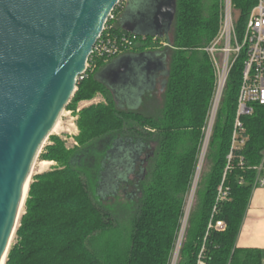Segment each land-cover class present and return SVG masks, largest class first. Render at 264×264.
Instances as JSON below:
<instances>
[{
  "label": "trees",
  "instance_id": "obj_1",
  "mask_svg": "<svg viewBox=\"0 0 264 264\" xmlns=\"http://www.w3.org/2000/svg\"><path fill=\"white\" fill-rule=\"evenodd\" d=\"M257 3L232 0L239 35ZM124 8L116 9L119 19ZM222 14L223 0H177L176 19L167 37L155 41L136 36L134 48L125 54L161 50L169 71L164 90L145 95L138 110L120 108L96 78L116 58L97 61L96 68L78 81L68 108L98 93L107 104L82 111L80 148L68 151L51 136L53 144L40 158L59 168L33 178L6 264H169L214 93L215 75L204 49L218 35ZM114 33L133 37L120 30L119 21ZM242 70L243 59L231 73L221 104L178 264H197L203 247L207 264H263L262 250L239 248L237 240L257 174L254 168L264 162V107L255 106L254 113L242 119L247 141L234 152L227 170ZM119 140L143 145L145 155L137 163L129 190L135 202L127 242L114 236L119 225L114 208L110 209L114 202L103 201L96 192L109 152ZM222 185L228 197L218 204L215 221H224L227 229L213 231L205 240Z\"/></svg>",
  "mask_w": 264,
  "mask_h": 264
},
{
  "label": "water",
  "instance_id": "obj_2",
  "mask_svg": "<svg viewBox=\"0 0 264 264\" xmlns=\"http://www.w3.org/2000/svg\"><path fill=\"white\" fill-rule=\"evenodd\" d=\"M120 1L0 0V264H6L38 157L71 104ZM133 2L131 11L137 10V15L123 24L127 33L169 35L177 0ZM160 72L165 88L169 76L165 58L158 53L129 54L96 78L117 104L134 111L156 88ZM143 152L144 146L132 140L117 141L104 166L102 190L117 189L123 177L134 176ZM144 176L143 170L138 178Z\"/></svg>",
  "mask_w": 264,
  "mask_h": 264
},
{
  "label": "built area",
  "instance_id": "obj_3",
  "mask_svg": "<svg viewBox=\"0 0 264 264\" xmlns=\"http://www.w3.org/2000/svg\"><path fill=\"white\" fill-rule=\"evenodd\" d=\"M127 2L128 0H121L110 14L104 31L97 41L93 54L89 59L92 61L91 65L88 61L87 71L89 69H95L97 61L103 60L105 62H110L117 57L123 56L127 51L134 48L136 36L133 35L131 38L129 35H124L120 37L114 33L116 23L119 21V13H116V9L120 7L124 8ZM157 39L158 38H154L155 41H157ZM161 45L163 47L167 46L164 42H162ZM204 51L210 58L215 75L214 93L205 126L202 130V140L198 149L195 173L187 194L180 221V228L169 264L179 263L221 104L231 73L235 65L242 59V83L227 170L231 168V160L234 152L240 150L247 141L246 129L242 119L245 116H251L255 111V106L264 107V0H258L257 5L251 12L247 27L242 35H239L236 29L232 0H223V14L218 35ZM84 75L79 79L80 81L84 79ZM70 113L71 112H65L59 122L66 117V114ZM75 145H78V143ZM240 166L244 167L243 159L240 160ZM254 170L257 174L253 183V188L264 189V162L259 167L254 168ZM227 197L228 189H224L222 185L218 190L217 204L213 209L205 240L213 231H226V223L224 221H215V216L218 213V204L226 201ZM204 249L205 247L202 248L198 256L197 264H207L204 258Z\"/></svg>",
  "mask_w": 264,
  "mask_h": 264
},
{
  "label": "rangeland",
  "instance_id": "obj_4",
  "mask_svg": "<svg viewBox=\"0 0 264 264\" xmlns=\"http://www.w3.org/2000/svg\"><path fill=\"white\" fill-rule=\"evenodd\" d=\"M152 1H154V0H152ZM234 17H235V11H234ZM235 19H236V17H235ZM98 104H104V105L107 104L106 98L102 94H99V93L96 94L92 100L82 101V102H79L77 104H73L70 108H67L66 112H71V113L66 114V117H64L62 119L59 127L56 129L55 132H53L52 136L59 138L65 144V147L68 151L80 148L78 138L81 134V131L79 128V120H80L81 113L84 109H86L92 105H98ZM50 139H51V137L47 141V143L44 146L40 155L45 153V151H46L45 149L53 144ZM74 143L75 144L78 143V145H75ZM40 155H39L38 160L35 164L30 184L32 183L33 178L35 176H37L38 174L59 168V165L56 162H52L53 164H51L49 167L43 169L41 164L44 161L40 158ZM141 159L142 160L145 159V155H143L141 157ZM206 166H207V160L205 163V167ZM134 182H135V180L133 179V176H131V177L128 176L125 178L123 177V179H121L120 183H118L117 189H115V187H112L111 190H104L103 191L102 190L103 189V179H102V174H101V178H100V180L98 182V186L96 188V192H97L98 196L103 201H109V200L111 201L112 200V203L114 202L110 209L113 211V208H114V211L116 212V215L118 217L117 221H119L118 222L119 225H116V228L114 231V236L118 237L121 242H123V241L127 242L129 239V235H130V230H131V222L130 221H131V217H132L131 209L133 208V203L135 201H134V198L132 195L133 192H130L129 190H131L133 188ZM108 189H109V187H108ZM124 191L125 192L127 191L126 194L122 193ZM118 196L122 200L121 199L116 200V199H118ZM24 207H25V205H24ZM117 207H119V208H117ZM24 211H25V208L22 211V215L24 214ZM15 242H16V235L13 237V239L11 241L10 249L15 244Z\"/></svg>",
  "mask_w": 264,
  "mask_h": 264
},
{
  "label": "crops",
  "instance_id": "obj_5",
  "mask_svg": "<svg viewBox=\"0 0 264 264\" xmlns=\"http://www.w3.org/2000/svg\"><path fill=\"white\" fill-rule=\"evenodd\" d=\"M134 4L133 0H128L124 11L119 19V27L120 30L123 32H126L123 29L124 23H131L133 22L132 17H135L137 15V10L131 11V6ZM127 33V32H126ZM144 53H158L160 54L161 58H165L168 68V60L166 56L159 51H145V52H135L130 53L134 55H140ZM129 55V54H125ZM123 55V56H125ZM122 57V56H120ZM120 57L113 60L111 63L107 64L103 69L110 66L112 63L117 61ZM102 69V70H103ZM101 70V71H102ZM100 71V72H101ZM99 72V73H100ZM98 73V74H99ZM165 81V77L162 76V72L157 74V78L155 80V89L153 91L147 92L145 95L149 93H153L156 91H163V82ZM111 93V92H110ZM112 94V93H111ZM144 95V96H145ZM113 96V95H112ZM144 96L141 100V102L138 104V109L141 107ZM120 107H124V109H127L126 105H121L118 103ZM137 109V110H138ZM51 164H53L51 162ZM237 246L239 248H252V249H260L263 251V264H264V189L262 188H256L252 190V195L250 198V203L246 212V215L244 217V220L241 225V229L239 232L238 240H237Z\"/></svg>",
  "mask_w": 264,
  "mask_h": 264
},
{
  "label": "bare ground",
  "instance_id": "obj_6",
  "mask_svg": "<svg viewBox=\"0 0 264 264\" xmlns=\"http://www.w3.org/2000/svg\"><path fill=\"white\" fill-rule=\"evenodd\" d=\"M60 123H61V122L58 123V125L56 126L54 132H55L56 129L59 127ZM41 165H42L43 169H45V168H47V167H49V166L51 165V162L44 161ZM29 186H30V184H29V185L27 186V188H26V196H25V197H27V194H28V192H29ZM25 199H26V198H25ZM23 209H24V207H22V209L20 210V216H22V211H23ZM4 263H5V262H4Z\"/></svg>",
  "mask_w": 264,
  "mask_h": 264
},
{
  "label": "flooded vegetation",
  "instance_id": "obj_7",
  "mask_svg": "<svg viewBox=\"0 0 264 264\" xmlns=\"http://www.w3.org/2000/svg\"><path fill=\"white\" fill-rule=\"evenodd\" d=\"M148 158H149V156H148Z\"/></svg>",
  "mask_w": 264,
  "mask_h": 264
}]
</instances>
